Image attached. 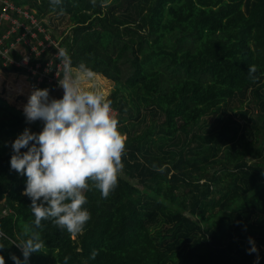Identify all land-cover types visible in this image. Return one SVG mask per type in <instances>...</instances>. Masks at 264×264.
<instances>
[{"label": "trees", "instance_id": "1", "mask_svg": "<svg viewBox=\"0 0 264 264\" xmlns=\"http://www.w3.org/2000/svg\"><path fill=\"white\" fill-rule=\"evenodd\" d=\"M13 1L40 18L69 14L71 28L44 57L59 45L78 84L117 108L126 138L108 195L91 180L83 189L82 230L51 218L37 227L26 177L9 159L16 135L42 121L23 115L31 91L0 87L5 264L21 255L25 226L41 244L29 264H254L257 255L264 264V0H63L55 9L49 0ZM0 67L24 72L1 59ZM77 73L113 81L111 91L103 97ZM249 236L256 253L246 251Z\"/></svg>", "mask_w": 264, "mask_h": 264}, {"label": "clouds", "instance_id": "2", "mask_svg": "<svg viewBox=\"0 0 264 264\" xmlns=\"http://www.w3.org/2000/svg\"><path fill=\"white\" fill-rule=\"evenodd\" d=\"M62 2L49 0V6L55 9ZM255 70V65H248L249 76ZM59 82L64 91L58 98H50L47 87H34L30 92L23 115L29 122L42 121V127L39 131L25 127L11 141L9 167L26 177L22 191L31 201L32 224L39 227L42 218H51L58 228L79 233L90 216L82 206L87 199L83 189L91 180L101 196L108 195L121 167L125 138L108 101L67 79ZM24 233L25 238L16 242L21 255L10 253L14 264H29L30 254L41 247L37 231L25 226ZM247 244V252H258L253 237L247 238ZM4 245L0 241V248ZM90 256H95L94 250ZM259 259L257 255L254 264ZM0 264H5L3 255Z\"/></svg>", "mask_w": 264, "mask_h": 264}, {"label": "built area", "instance_id": "3", "mask_svg": "<svg viewBox=\"0 0 264 264\" xmlns=\"http://www.w3.org/2000/svg\"><path fill=\"white\" fill-rule=\"evenodd\" d=\"M0 31L2 65H15L35 75L34 82L38 86L44 81L47 82L50 98L55 93L64 91L59 81L67 79L76 85L69 61L66 55H61L62 50L59 45L44 57L45 50L57 42L51 36H46L47 28L36 14V10L17 5L13 0H0ZM40 32H43L42 37L39 35ZM109 106L116 118L117 108L110 102Z\"/></svg>", "mask_w": 264, "mask_h": 264}, {"label": "rangeland", "instance_id": "4", "mask_svg": "<svg viewBox=\"0 0 264 264\" xmlns=\"http://www.w3.org/2000/svg\"><path fill=\"white\" fill-rule=\"evenodd\" d=\"M31 10H36L35 8ZM41 22H45L46 25H44L47 28V34L46 36L50 37L59 43V40L62 36L60 34L63 31H68L71 28V20L70 16L67 13H50L47 15H44L43 17L40 18ZM66 34V33H64ZM60 36V38H59ZM73 74V72H72ZM29 75V76H28ZM79 81L83 84L85 80L89 77L91 79V83L88 86L89 88H98V92L100 91V94L105 97L109 91H111V88L113 86V81H106L104 78L101 79H95L94 76H91L90 74H83V73H77ZM75 77V76H73ZM74 82L76 81V78H74ZM32 79L30 78V74L27 72H13L10 69H5L0 67V87L5 86L7 88L8 93H14L16 91H27L30 92L33 90L35 85L31 82ZM76 85L74 84L75 87L79 89H83L80 83L75 82ZM83 90H86L85 88ZM57 98L63 95V90L55 93L52 97ZM51 97V98H52ZM235 116L239 118L241 116V113H235ZM124 138H126V134L123 133ZM181 192L183 189H180ZM4 198L1 199V202H4Z\"/></svg>", "mask_w": 264, "mask_h": 264}]
</instances>
